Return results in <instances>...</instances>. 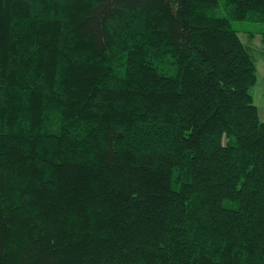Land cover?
Returning <instances> with one entry per match:
<instances>
[{
    "label": "trees",
    "instance_id": "16d2710c",
    "mask_svg": "<svg viewBox=\"0 0 264 264\" xmlns=\"http://www.w3.org/2000/svg\"><path fill=\"white\" fill-rule=\"evenodd\" d=\"M240 21L264 0H0V264H264Z\"/></svg>",
    "mask_w": 264,
    "mask_h": 264
},
{
    "label": "rangeland",
    "instance_id": "374dc122",
    "mask_svg": "<svg viewBox=\"0 0 264 264\" xmlns=\"http://www.w3.org/2000/svg\"><path fill=\"white\" fill-rule=\"evenodd\" d=\"M234 28L239 31L240 38L244 43L250 44L257 53V74L258 80L256 86L252 89L254 103L259 110L260 119L264 121V59L260 56L264 51V23L240 21L234 23ZM249 33L255 34L250 42ZM263 50V51H262Z\"/></svg>",
    "mask_w": 264,
    "mask_h": 264
}]
</instances>
